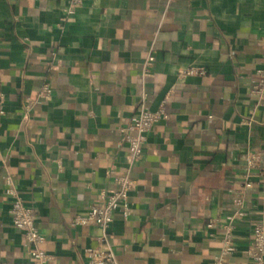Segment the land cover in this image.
I'll return each mask as SVG.
<instances>
[{
    "label": "crops",
    "instance_id": "crops-1",
    "mask_svg": "<svg viewBox=\"0 0 264 264\" xmlns=\"http://www.w3.org/2000/svg\"><path fill=\"white\" fill-rule=\"evenodd\" d=\"M67 6L0 0V264H29L9 187L34 210L48 264H87L101 229L72 219L125 175L117 129L142 101L151 110L164 101L168 120L132 165L131 215L107 232L115 264H213L245 176L246 215L223 261L251 264L250 229L264 223V190L247 169L249 154L264 157V105L251 94L264 70V0H83L59 29ZM189 67L203 74L180 78ZM45 85L49 100L38 96Z\"/></svg>",
    "mask_w": 264,
    "mask_h": 264
},
{
    "label": "built area",
    "instance_id": "built-area-1",
    "mask_svg": "<svg viewBox=\"0 0 264 264\" xmlns=\"http://www.w3.org/2000/svg\"><path fill=\"white\" fill-rule=\"evenodd\" d=\"M164 1L166 5L171 2V0ZM82 3L83 0H68L67 8L64 9L58 19L57 27L59 29H63L70 17L82 6ZM154 60L152 53H149L143 65L144 76L149 75ZM200 74H203V71L193 67L179 71L180 78ZM251 94L255 96V107L264 105V70L255 72V79L251 84ZM50 95L51 89L47 85L43 86L38 94L39 98L43 100H49ZM4 114L3 94L0 90V115ZM249 114L248 124L252 122V112ZM166 120H168V114L165 111L164 101L160 102L156 110L149 109L142 101L137 113L131 117L129 122L117 129L119 142L127 147L130 166L125 175L114 181L115 189L113 191L103 193L100 199L84 215H78L72 219L73 226L95 225L101 229V235L97 239L98 248H86L83 251L87 264H115L114 255L107 243V232L116 216L127 219L131 215V204L128 194L134 185V181L130 177L132 165L141 159L147 135L153 126ZM247 169H255L257 171L258 184L264 190V157L257 153L249 154ZM252 187L253 183L249 181L248 176H245L242 189L232 199L233 213L225 217L220 253L213 264H226L223 259L233 254L234 247L231 239L233 223L236 219L245 217L244 194ZM5 194L11 199L9 215L12 226L22 234L23 239L29 246V264H48L52 257L42 249L44 238L39 233L36 225L34 210L24 205L19 193L13 187L7 188ZM214 224L215 221H209L206 227L211 229ZM250 234L252 239L246 252L247 258L251 264H264V223L257 222L252 225ZM210 236L213 235L210 234Z\"/></svg>",
    "mask_w": 264,
    "mask_h": 264
}]
</instances>
